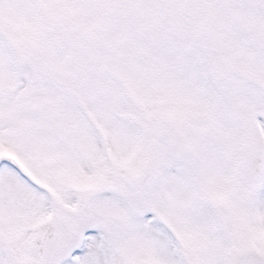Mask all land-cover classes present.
Instances as JSON below:
<instances>
[{
  "label": "rangeland",
  "instance_id": "rangeland-1",
  "mask_svg": "<svg viewBox=\"0 0 264 264\" xmlns=\"http://www.w3.org/2000/svg\"><path fill=\"white\" fill-rule=\"evenodd\" d=\"M166 1L180 49L159 53L121 0H0V172L38 182H0V264H234V224L264 230L236 193L264 138V0Z\"/></svg>",
  "mask_w": 264,
  "mask_h": 264
},
{
  "label": "trees",
  "instance_id": "trees-1",
  "mask_svg": "<svg viewBox=\"0 0 264 264\" xmlns=\"http://www.w3.org/2000/svg\"><path fill=\"white\" fill-rule=\"evenodd\" d=\"M129 1L131 2L132 0ZM161 1L162 2L158 3L157 0H133L131 3L133 8L136 7V16L138 18V22L140 24L142 23V28L144 25L147 30H150L152 32H155L153 30H162L161 34L153 35L152 41L154 42V48L157 51H162L165 47L168 46H170L171 48L177 47L178 49H180L179 42L174 44V46L168 42L171 36L177 37L172 30L173 27H175L177 21H175L176 18L169 10L168 2L166 0ZM145 3L148 7H145ZM138 4H142L145 7V14H143L138 9ZM210 37L212 38L214 37V35L210 34ZM212 39L214 42L216 41L215 37Z\"/></svg>",
  "mask_w": 264,
  "mask_h": 264
},
{
  "label": "water",
  "instance_id": "water-1",
  "mask_svg": "<svg viewBox=\"0 0 264 264\" xmlns=\"http://www.w3.org/2000/svg\"><path fill=\"white\" fill-rule=\"evenodd\" d=\"M251 165L249 169V179L246 182V185L250 189H255L259 187L263 175H264V147L261 144H256L251 148ZM171 156L169 158L170 163H178L181 161L183 157V153L181 150L177 148H171L170 150ZM155 178V173L152 171H148L142 173L138 178V186L143 189L146 193L150 192L153 181ZM259 261L257 258L251 257L250 255H245L242 260L239 261L238 264H253ZM258 264H264L263 262H259Z\"/></svg>",
  "mask_w": 264,
  "mask_h": 264
},
{
  "label": "bare ground",
  "instance_id": "bare-ground-1",
  "mask_svg": "<svg viewBox=\"0 0 264 264\" xmlns=\"http://www.w3.org/2000/svg\"><path fill=\"white\" fill-rule=\"evenodd\" d=\"M8 162H9V160H8ZM16 172H17V174L19 172V174L22 177H20L19 175L15 174V172H13L11 170H4V171L0 172V180H1L0 182H4L10 187H12L13 184H15L16 186H19V187H14L13 186V189H12V192H11V198L16 199V198H19V197H23L25 195L34 194L32 185H36L37 184L36 181L34 179L33 180L31 179L26 184L25 182H23L24 180H21V178H23L24 175L21 174L22 171H20V168H18V170H16ZM17 183H19V185ZM39 199L41 200V203H42L43 200H46L44 195H42V197H39ZM107 201L114 202V200L112 198H107ZM73 205H74V202L70 203L69 206L71 208H73ZM148 230L151 231L152 233H156V232H160L161 233V231L159 229L153 228V227H148ZM161 237L163 239L166 238V236H165V234L163 232L161 233ZM89 249L90 248L88 247L87 251H89Z\"/></svg>",
  "mask_w": 264,
  "mask_h": 264
},
{
  "label": "flooded vegetation",
  "instance_id": "flooded-vegetation-1",
  "mask_svg": "<svg viewBox=\"0 0 264 264\" xmlns=\"http://www.w3.org/2000/svg\"><path fill=\"white\" fill-rule=\"evenodd\" d=\"M249 195L246 197L245 202L248 206L249 216L254 215L255 207L259 205L261 207L260 212L264 217V188L259 192H248ZM259 193V194H258ZM261 194V196H259ZM251 246L252 248H263L264 249V230H256L251 232Z\"/></svg>",
  "mask_w": 264,
  "mask_h": 264
}]
</instances>
